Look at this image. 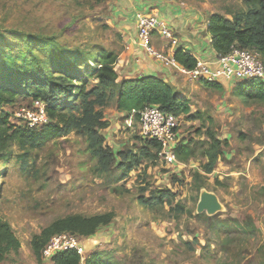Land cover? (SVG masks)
I'll return each instance as SVG.
<instances>
[{
    "label": "rangeland",
    "instance_id": "374dc122",
    "mask_svg": "<svg viewBox=\"0 0 264 264\" xmlns=\"http://www.w3.org/2000/svg\"><path fill=\"white\" fill-rule=\"evenodd\" d=\"M144 1L0 0V44L10 43L4 50L18 54L26 36L61 32L78 17L60 38L63 43L88 49L102 45L119 55L125 49L120 30L131 18L128 8ZM171 1L204 20L212 14L232 19L247 10L244 0ZM245 82L187 94L195 104L190 115L179 117L178 144L192 140L195 157L185 168L159 158L136 112L119 110L117 97L103 106L109 122L103 132L106 143L128 157L126 166L110 175L101 172L86 138L76 131L35 149L9 141V157L0 160V213L12 224L21 247L4 264H54L36 259L31 238L58 218L106 212L115 214L110 225L94 237H80L82 264L96 252L112 264H264V107L246 106L235 95V86ZM39 103L19 97L0 113H8L13 123L42 128L54 120H35ZM211 132L222 142L223 154L214 170L206 172L204 150L210 148ZM130 163L134 167L127 171ZM200 187L215 192L225 210L198 214ZM164 189L174 196L163 203L142 202Z\"/></svg>",
    "mask_w": 264,
    "mask_h": 264
},
{
    "label": "trees",
    "instance_id": "16d2710c",
    "mask_svg": "<svg viewBox=\"0 0 264 264\" xmlns=\"http://www.w3.org/2000/svg\"><path fill=\"white\" fill-rule=\"evenodd\" d=\"M244 2L247 10L235 14L232 19L221 14L211 15L208 30L212 37V48L218 56L228 53L233 45L255 49L264 61V0ZM77 21L78 17H73L68 25L62 26L61 32L26 36L25 49L18 54L4 50L3 45L10 48V43L0 44V108L12 104L19 97H26L43 103L48 118L54 120L42 128L30 127L13 123L8 113L1 112L0 160L9 157V141L35 149L52 139L76 131L86 138L89 149L99 160L101 172L110 175L118 167L126 166L124 159L127 160L128 155L116 151L106 143L103 130L109 126V122L105 118L103 106L108 99L117 97V108L129 114L136 112L137 118H140V110L148 105H156L164 113L177 117L192 112L190 100L179 95L171 84L162 79L144 76L140 79L120 80L116 71L119 55L114 50L106 49L102 45L88 49L63 43L60 38ZM175 60L184 68L192 69L198 59L189 51L180 48L175 53ZM91 81H95L93 86ZM203 85L215 90L224 89L223 84L218 82L205 81ZM234 93L246 106L264 107V81L261 79L236 85ZM209 138L210 148L204 150V156L207 157L204 164L206 172L214 170L223 154L222 142L216 135L211 132ZM148 141L157 149L158 155L159 142L153 139ZM175 151L177 160L181 162H188L195 157L192 140L178 144ZM119 158L121 162H118ZM133 162L136 166L139 158L134 157ZM134 165L130 163L127 171ZM127 174L124 173L122 178ZM0 175L3 184L4 172L0 171ZM1 194L2 186L0 197ZM173 196L172 191L164 189L158 191L150 200L142 199V202L152 204L156 200L163 203L165 198ZM114 218V212L90 216L71 214L58 218L31 238V250L40 261L44 247L55 235L70 232L80 237H94L101 227L110 225ZM20 247L21 241L12 224L0 213V264H4L8 255L18 252ZM50 260L54 264L83 262L82 255L77 250L59 252ZM85 264L112 263L106 261L101 252H96L85 260Z\"/></svg>",
    "mask_w": 264,
    "mask_h": 264
},
{
    "label": "built area",
    "instance_id": "2783aa9c",
    "mask_svg": "<svg viewBox=\"0 0 264 264\" xmlns=\"http://www.w3.org/2000/svg\"><path fill=\"white\" fill-rule=\"evenodd\" d=\"M160 1V0H156ZM138 39L146 54L159 62L166 63L164 52L157 50L154 45V34L158 33L163 39H172L174 33L158 14L149 12L140 14L137 19ZM213 62L197 60L194 68L183 71L188 75L190 82L207 81L212 83L232 82L236 80L249 81L261 79L264 81V61L255 49L241 48L233 45L225 55L218 56ZM38 103V102H37ZM38 113L35 120L45 124L49 121L45 105L38 104ZM44 105V107H42ZM40 109V112H39ZM140 127L143 135L160 144L158 156L167 163L177 162L176 147L178 145L179 117L171 113H164L156 105L145 106L140 110ZM35 115V114H34ZM35 126V125H32ZM80 236L64 232L51 238L43 249V257L51 259L59 252L77 250L84 261L85 247Z\"/></svg>",
    "mask_w": 264,
    "mask_h": 264
},
{
    "label": "crops",
    "instance_id": "0c3cea01",
    "mask_svg": "<svg viewBox=\"0 0 264 264\" xmlns=\"http://www.w3.org/2000/svg\"><path fill=\"white\" fill-rule=\"evenodd\" d=\"M144 2V4L139 3L138 6L136 5L135 8L132 6L128 8L129 11L127 12H131L128 14L131 18L124 22V26L120 30L124 35L122 40L125 49L119 54L116 64L119 79L131 80L140 79L144 76H155L171 84L179 95L188 98L192 103L191 100H194V97L193 99L188 97L192 91L194 93L201 89L212 88L205 87L202 84L203 82L200 81H188V75L183 71L184 67L175 60V53L182 48L189 51L198 60L215 62L218 55L212 48V37L208 30L210 18L204 20L200 13L195 12L193 9L181 7L182 5L171 0L166 1L167 3H164L165 0H145ZM149 12L158 14L159 18L165 21L174 33L172 39H163L158 33L154 34V45L157 50L164 52L166 63L149 57L139 43L137 19L140 14ZM192 14L195 15L192 16ZM229 83L226 81L222 84L227 86ZM188 87H190V92L183 91V89L188 90ZM193 104L195 103L191 104L192 109ZM189 141L188 139L181 143L185 144ZM177 164L181 168L187 166L186 162L179 160Z\"/></svg>",
    "mask_w": 264,
    "mask_h": 264
},
{
    "label": "water",
    "instance_id": "95a60500",
    "mask_svg": "<svg viewBox=\"0 0 264 264\" xmlns=\"http://www.w3.org/2000/svg\"><path fill=\"white\" fill-rule=\"evenodd\" d=\"M224 210L225 206L215 192L201 188L200 198L196 208L198 214L206 213L208 216H214Z\"/></svg>",
    "mask_w": 264,
    "mask_h": 264
}]
</instances>
